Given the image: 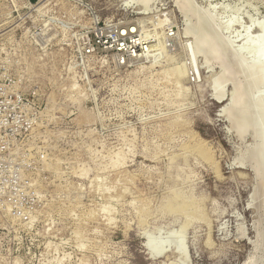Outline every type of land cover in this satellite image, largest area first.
<instances>
[{
  "label": "rangeland",
  "instance_id": "1",
  "mask_svg": "<svg viewBox=\"0 0 264 264\" xmlns=\"http://www.w3.org/2000/svg\"><path fill=\"white\" fill-rule=\"evenodd\" d=\"M143 1L0 0V264H243L253 253V179L234 167L224 105L211 100L231 76L195 49L175 0ZM191 1L229 54L264 35V0ZM140 21L158 39L152 58L83 55L78 39L97 24ZM158 240L166 249L150 259L144 243Z\"/></svg>",
  "mask_w": 264,
  "mask_h": 264
},
{
  "label": "bare ground",
  "instance_id": "2",
  "mask_svg": "<svg viewBox=\"0 0 264 264\" xmlns=\"http://www.w3.org/2000/svg\"><path fill=\"white\" fill-rule=\"evenodd\" d=\"M206 1L207 0H198L197 3L200 5H204ZM173 3L175 4L174 7L179 12V14L182 13L185 16V17L183 16V18L185 20L186 18L188 19V26H187L188 33L190 35H193L194 36L193 38L200 39V41L195 42L194 44L195 49L198 50L201 54H203L202 55L203 58L208 62L217 60L219 58V60H221L223 64L222 66L224 68L223 72L226 73V76L227 74H229L228 76H231V78L229 79L224 77H219L220 83L223 86H225L226 84L232 81L230 83L231 92H229L228 90V92L225 94L227 98L232 97V100L230 99L231 103L229 106L225 108L221 106L220 109L221 110L223 109L222 111L226 109L227 111L234 113L233 119L231 118L232 119L231 123L238 130L237 132L235 129L236 135L239 138H244L245 136H249L252 141L251 143H254L253 146L249 148L247 151L244 150L245 151L244 154L242 151L243 155L239 157V159L241 161L245 160L249 162V164L250 162L254 161L253 165L250 164L254 169V176L256 181V185L253 190V199H254V203L256 204V209L259 216L257 217V221L259 219L258 232H257V222L255 225L254 252L246 259V261L243 264H258L259 259L258 261L254 258H253L254 260H252L251 256L254 255L258 257V255L261 254L260 248L264 246V231L261 230L262 228L260 227L261 225L260 218L261 216L264 217L263 216L264 215V110L261 108L260 103H264V94L262 92H258V90L260 89L264 90V35H260V38L258 39L257 42L258 45L255 42H253L254 40L252 41L253 43H251L250 41L251 49L249 48L247 49L245 48L246 46H244L243 49H241V51L238 54L236 55L229 54V51L231 50V45L229 44L228 41H225L223 38L219 36L217 32L218 26L215 19L205 16L202 12H200L196 8L197 6L195 7V5L191 0H175V2L173 1ZM141 5L143 4L141 3ZM159 5L161 7H166V2L161 1ZM219 6L221 8V6L223 5H219ZM222 12L224 13V11ZM179 14L178 16L180 18V24H183L182 18ZM233 21L232 24H234ZM230 25L227 24L225 28L227 27L228 29V26ZM255 27L256 29L258 28L261 31L264 30L258 27V25ZM127 28H131V31L135 30V28L131 27L130 25ZM120 31L122 32L121 35H123L124 32L121 27L119 28L118 33ZM251 55L252 57H255L254 62L247 64L248 61L246 62V59H249L248 57H250ZM151 60L155 61V58ZM207 71L208 70H206V72ZM174 73H175L174 70H172V74ZM222 74L223 73L220 72V75ZM237 78H240L241 80V82L239 81L240 84L238 85V87H236L237 86L236 83L238 82L235 81V79ZM233 93L235 94L232 96ZM240 96H242L244 100L243 102L239 100V102L241 103H238V99L240 98ZM224 98L225 97H223L221 100H215L214 98H211V100L215 101L216 103H220L224 105V103L226 102L224 101ZM222 111H220L219 113H221ZM180 239L181 238H177L176 240H180ZM143 248L145 249V251H147V255L150 257V259H155L157 257H160L164 253V249H166L162 247L159 240L152 245L149 243H144ZM262 255L264 257L263 252ZM260 261L262 262V264H264V258H261Z\"/></svg>",
  "mask_w": 264,
  "mask_h": 264
},
{
  "label": "built area",
  "instance_id": "3",
  "mask_svg": "<svg viewBox=\"0 0 264 264\" xmlns=\"http://www.w3.org/2000/svg\"><path fill=\"white\" fill-rule=\"evenodd\" d=\"M166 14H161L155 20H158V24L161 25L166 18ZM173 19V23H174ZM97 24L89 36H81L79 40L81 45V50L84 56H94L104 54L109 60L119 66L126 67L129 64H134L141 58H152L153 52L148 50V46L151 44L153 39H157V36L153 33L150 34L146 31L147 25L145 22H136L135 30L131 31L128 26H115L111 24H104L102 27ZM165 38L167 40H172L176 38L175 29L170 25H166ZM123 29L124 34L119 28ZM175 29V30H173ZM199 64V63H198ZM192 73L190 76V81L194 83L198 79L196 69L192 66Z\"/></svg>",
  "mask_w": 264,
  "mask_h": 264
},
{
  "label": "water",
  "instance_id": "4",
  "mask_svg": "<svg viewBox=\"0 0 264 264\" xmlns=\"http://www.w3.org/2000/svg\"><path fill=\"white\" fill-rule=\"evenodd\" d=\"M216 68H217V66H216ZM228 90H229V92H231V84L230 85L228 84L226 86V93L228 92ZM230 99H231L230 97L227 98L225 96L224 101H226V102L224 103V108L226 106H229ZM222 110L220 109L219 112L222 111ZM218 116H219L220 120L224 124L223 126L225 127L226 133L230 137L229 139L231 140L232 144L234 145L235 156H234V158L232 160L234 167L235 168H238V169H245V170H247L250 173V175H251V177L253 179V186H252L251 192L249 194V205L252 206L253 209H255L254 210V213H253V215L255 217V219L253 221V223H254V232H255V225H256V222H257L258 212H257V209L255 207L254 199H253V190H254L255 185H256L255 176H254V169L249 164V162H247L245 160H242L241 161L239 159V157L241 156V151H242L241 149L243 148V146H245V147L248 146L250 144V142H251V139H250L249 136H245L244 138H239L233 132V130L230 127V122H229V117H228L227 112L225 113L224 111H222L221 113H218ZM252 250L254 252V246H253Z\"/></svg>",
  "mask_w": 264,
  "mask_h": 264
}]
</instances>
